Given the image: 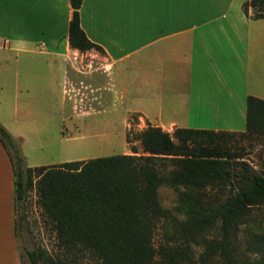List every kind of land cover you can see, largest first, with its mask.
<instances>
[{"label":"crops","instance_id":"obj_1","mask_svg":"<svg viewBox=\"0 0 264 264\" xmlns=\"http://www.w3.org/2000/svg\"><path fill=\"white\" fill-rule=\"evenodd\" d=\"M249 1L83 0L81 25L100 53L71 46V0H0V88L57 98L63 87L169 133L245 132L249 96L264 100V18L246 14ZM23 55L47 57L49 74L12 64ZM15 180L0 140V264H23Z\"/></svg>","mask_w":264,"mask_h":264},{"label":"trees","instance_id":"obj_2","mask_svg":"<svg viewBox=\"0 0 264 264\" xmlns=\"http://www.w3.org/2000/svg\"><path fill=\"white\" fill-rule=\"evenodd\" d=\"M82 3L71 0V46L102 50L81 25ZM250 7L255 18H264V0L246 2V14ZM247 108L245 132L178 128L171 134L150 124L138 135L142 154L132 147L133 154L37 167L24 165L0 123V140L14 164L16 201L36 189L64 252L54 257L31 250V264H77L87 257L98 264H264V255L252 258L239 247L240 227L252 208L264 205V172L219 141L240 135L264 145V100L249 96ZM163 186L178 193L175 212L161 202Z\"/></svg>","mask_w":264,"mask_h":264},{"label":"rangeland","instance_id":"obj_3","mask_svg":"<svg viewBox=\"0 0 264 264\" xmlns=\"http://www.w3.org/2000/svg\"><path fill=\"white\" fill-rule=\"evenodd\" d=\"M250 12L254 17L252 7ZM47 60L44 56L23 55L20 61H12V64L20 67L39 65L48 75ZM62 89L60 87L59 97L52 98L49 87L16 89L10 85L0 88V123L14 137L26 167L133 154L132 147L138 149V154L143 153L138 135L150 123L142 122L137 115L127 118L115 109L117 106L113 103L101 104L98 100L88 102L81 97H63ZM219 141L226 143L233 153L244 157L243 160L256 171L264 172L263 144L240 135H225ZM12 150L17 158V151ZM228 193L229 189H225L220 195L225 198ZM177 195L172 187L160 188L162 204L173 212ZM159 233L157 243L162 239V231ZM18 235L23 264H31L28 252L35 249H45L54 257L64 255L58 247L55 230L38 203L35 188L29 191L26 200L18 203ZM263 243L264 205L252 208L248 221L239 229V247L249 257H262ZM197 250L201 252L202 247ZM77 264L98 263L87 257Z\"/></svg>","mask_w":264,"mask_h":264}]
</instances>
